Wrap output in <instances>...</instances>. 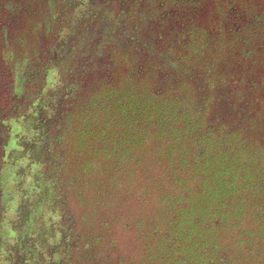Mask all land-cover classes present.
<instances>
[{
	"label": "trees",
	"instance_id": "1",
	"mask_svg": "<svg viewBox=\"0 0 264 264\" xmlns=\"http://www.w3.org/2000/svg\"><path fill=\"white\" fill-rule=\"evenodd\" d=\"M4 1V7L9 6L12 10L14 5H18L17 0ZM52 1L54 0H43L46 6ZM81 1L86 3L83 9L82 5L76 3L78 5L75 4V8L70 7L66 12L63 10L64 13L58 9L55 14L50 15L48 11L45 20L52 18L53 24L45 26L41 20L38 22L39 26H35L38 28L35 33L30 20L21 19V24L20 19H17L15 27V22H12L11 28L15 30L23 25L24 39L28 42L24 41L27 44L20 60L0 49V122L3 119L7 121L3 132L11 135L10 147H16V134L28 131L29 126L27 124L23 129L16 120L25 117L31 110L30 105H36L43 96H47V92L51 91L56 95L54 105L60 106L55 108L65 118L57 125L41 123L45 126H42L40 132L43 133L45 129L47 141L44 150L48 147L49 150H55V156L46 153L42 155L40 174L48 173L52 161H72L73 167L68 170L71 179H76L84 187L88 185L89 189H97V198L90 201L84 198L83 202L90 213L82 219L86 233L83 239L86 243L89 240L86 245L87 263L126 264L130 260L132 264L219 263L224 260L220 253L224 249L222 232L228 230L230 223H233L231 229L241 228L243 219L248 216L253 223L244 228L248 232L247 237H236L240 245L238 248L243 247V240L246 239L251 248L250 260L259 258L258 254H264V203L259 201L264 200V65L253 68L246 65L240 69L239 65L236 66L228 58L229 61L219 70L211 84L217 95L213 100L218 102L217 108H220V113L216 115L211 114V105H195V83L185 82V95L181 97L172 86L166 90H158L154 74L146 78L148 83L146 80L136 83V77L130 73L134 59L142 60L147 68L154 66L155 55L142 46L150 38L158 42L153 49L161 47L169 51L175 40H181L185 36L188 39L193 37L194 29L198 31L203 28L204 31L199 32V35L211 39L213 28L205 27L211 22L219 23L218 35L228 34L226 13L223 9L219 10L224 7L221 3L224 5L225 1L218 3L214 9L209 0H198L200 3L204 1L203 9L200 10L202 4L196 6L194 0H166L167 7H162L155 0H148V14L159 19L162 25L154 31L144 27L135 28L134 14L129 19L126 17L128 23L122 27L124 32L131 35L134 45L128 46L133 56L128 62L125 60V66L118 62L117 54L127 41L117 38L110 47L106 46L105 42H109L107 32L100 27L87 26L91 47L87 53L92 57L90 60L99 63L84 71L80 67L79 72L78 65L82 64L75 63L71 68L73 74L64 81L62 73L66 71L64 65L68 54L66 38L70 32L77 31L74 27L80 20L93 16L92 9L102 0ZM117 3L115 0L104 3L111 11L110 18L106 16L104 27H112ZM130 7L122 10L123 13L127 15ZM5 15L0 8V23L6 21L9 25L11 20L5 19ZM188 27H191L190 35H187ZM2 35L0 32L1 43L4 40ZM110 36L113 38V35ZM140 39L144 42L140 43ZM165 41L172 45L164 47ZM220 44L226 47L222 51H226L227 42L220 41ZM27 45L34 52L36 49L34 66L29 69L25 64L30 57L26 55ZM260 53L264 55V47ZM67 69L70 74L68 66ZM95 69L100 71L96 73ZM238 70L253 74L248 79L255 80V86H262L257 93L253 92L255 90H246L245 83L238 84L240 80L235 76ZM45 71L49 74L46 75ZM10 72L12 76L9 75ZM19 75H23V97L17 96L15 89L13 90L18 88ZM80 77L83 81H80ZM261 79L263 83L259 84L258 80ZM70 84L77 87L76 100L73 102L70 99L72 95L68 94ZM229 86H235V90H231ZM13 96L18 98L12 99ZM44 102L46 101L43 99ZM30 117L31 115L27 119ZM214 118L222 120L217 123ZM231 118H234L233 122L230 121ZM242 134L253 140H242ZM150 157L161 164L163 170L156 176L153 175V183L147 192L149 204L139 218L130 213L133 210H125L126 205L121 207L120 203L107 198L108 186L105 181L111 186L125 182L124 178H120L125 168L128 176L131 175L129 177L132 183L137 176V171L129 168L133 165L132 161L144 164ZM17 160L29 163L26 159ZM13 169L12 165H8V170L2 172L0 190L8 191V199L11 195L15 196L13 204L7 205L17 213L20 202L28 201L29 197V194H23L20 196L23 200H20L17 192H22L31 185L28 182L27 186L20 188L17 181L10 183ZM6 176L9 181L8 189L2 184ZM78 194L82 193L79 191ZM127 216L132 217V222ZM9 229L12 230L11 227ZM10 233L11 231L7 234L0 227L2 244L14 231ZM131 233L133 234L130 236ZM131 240L134 241V246ZM131 246L132 255L129 258L123 255V250ZM101 249H107L109 256L117 253L114 255L116 261H110L109 258L106 260V256L102 261ZM239 253L242 255L244 252L241 249Z\"/></svg>",
	"mask_w": 264,
	"mask_h": 264
},
{
	"label": "rangeland",
	"instance_id": "2",
	"mask_svg": "<svg viewBox=\"0 0 264 264\" xmlns=\"http://www.w3.org/2000/svg\"><path fill=\"white\" fill-rule=\"evenodd\" d=\"M61 1L59 4L58 2ZM107 0H102L100 2H97L95 7L92 9L93 16L92 17H86L85 19H82L78 22V24L74 27L76 32H70L69 36L66 38V43L68 44V51H67V59L66 65L71 70L72 66L75 65V63H81L82 65L77 68L78 72L80 71V67H83L82 71H84L87 67L94 68V65L99 63V61L90 60V55L88 56V51L91 48L90 42H89V32H87L86 27L90 26L93 28L100 27L104 29L107 34L109 35L108 41L105 42L106 46H109L111 44H114L115 39L117 38L121 39L122 41H127L124 46L122 47L117 54L118 62L123 63L122 65H126L128 62L127 60L133 56V53L130 49H128V46L133 47L134 40L131 39V35L124 32L123 30V24L127 25L129 16H133L134 14V24L133 26L136 27H144L149 29L150 31H154V29H158L162 24L159 19L155 18L152 15L148 14L149 4L150 1L148 0H115L117 3V10L115 11V17L114 22L111 23L110 28L104 27V24L106 23V16H109V12L111 11L108 9V7L105 6V2ZM238 1V2H237ZM243 0H234L235 4H240ZM148 2V3H147ZM155 2H159L162 7H167L166 0H155ZM221 2V0H209V4H212V7L215 8L217 4ZM18 5H14V8L12 10L11 7H4L5 1L0 0V8L2 9L3 13H5L7 20H11L9 22V25L5 21H1L0 23V32L3 34L4 40L2 43L0 42V49H4L2 51H6L8 54L14 55L18 60L21 59V55L23 54V48L26 47L25 45L28 42L24 39V30H22V26L20 25L19 28L16 30L14 28H11L12 22H15L14 26H16V23L18 22L17 19H20L21 24L22 20H30L31 25L33 28L38 25L41 20L43 22V25H52V18L46 19L47 12L50 11V15L55 14L58 9L60 12L64 13L66 12L70 7H73L76 3H79L81 6V9L86 7V3L81 0H54L49 5H44L45 3L43 0H17ZM81 3V4H80ZM249 5H252L253 3H248ZM256 11L255 13H258V17H255L254 20L250 21L251 24L244 25V33L240 36H236L231 34H219L220 30L213 31L211 30L212 36L210 38H204L199 35V32L204 31L203 28L198 29L196 31L195 29L192 31L193 37L189 38L184 37L181 40H175L173 42V45L171 43L166 44V41L163 42L164 47H170L169 51H165L161 47L155 48L158 42L150 38L145 45L149 52L155 55V60L153 61V65L149 68L144 66L142 64V60L134 59L133 61V70L130 72L134 77H136L135 81L142 82L145 81L146 78H148L149 75L154 74V80L155 85H157L158 90H166L167 88L171 87L175 89L176 92L181 94V97L185 95L184 91V83L185 82H192L193 84H196V95H195V105H211L209 109H211V114L216 115L217 113H220V108L217 106L219 105L217 101H215L214 98H217L215 87L212 80H215L218 72L220 69L225 66L226 62L229 61L228 55L232 54V58H235L239 55L241 58L245 59L247 56L250 57L249 53H256L259 48L264 47V0H255L254 2ZM78 4H76L77 6ZM112 5V4H111ZM17 6V7H16ZM67 6V9H65ZM132 6V9L131 7ZM16 7V10H15ZM47 7V8H45ZM130 7V10L128 14L123 13L125 10H127ZM75 8V6H74ZM15 10V11H14ZM64 10V12H63ZM124 10V11H122ZM132 10V12H130ZM173 10V9H171ZM137 11V13H136ZM167 11V10H163ZM49 15V18H50ZM128 17V19H126ZM93 18V20H91ZM16 20V21H15ZM200 21V19L198 20ZM203 25V22H202ZM52 28L51 26H49ZM205 27L214 28V23H208V26L205 25ZM38 31V28L35 27L34 33ZM103 31V32H105ZM28 32V31H27ZM191 33V27H188L187 35ZM113 35V38H111ZM228 35V37H227ZM203 36V35H202ZM214 37V38H212ZM35 39V37H34ZM213 39H218V41H215ZM32 41V38H31ZM65 41V40H62ZM220 41H225L228 44V48L226 51H222L226 47L221 46ZM104 42V40H103ZM144 40L140 39V43H143ZM31 50V52H30ZM1 51V52H2ZM26 55L30 56L28 60L25 61V64L27 68H32L34 66V58L36 56V49L35 52L33 48L27 49ZM228 51V54L226 53ZM97 52V50L95 51ZM94 53V52H93ZM215 53V54H214ZM32 54V56H31ZM211 58V60H210ZM92 59V57H91ZM127 62H126V61ZM77 61V62H76ZM125 61V62H124ZM141 61V62H140ZM158 62V63H157ZM160 62V63H159ZM66 67V71H63L62 78L64 81L69 78L73 71L71 70L69 74V70ZM174 67V68H173ZM173 69V70H172ZM99 69H95L94 72H99ZM77 72V73H78ZM93 72V74H94ZM46 75L49 74L48 71H45ZM83 73V72H82ZM129 74V73H128ZM76 75V74H75ZM73 75V77L75 76ZM52 74H50V77ZM150 77V76H149ZM200 77L201 81H199L197 78ZM80 81L82 80V77H80ZM148 83V80H146ZM191 83V84H192ZM82 84V83H81ZM183 84V85H182ZM192 84V85H193ZM76 91L77 87L70 84L68 87V94L72 95L70 99H72V102L76 100ZM51 98H46L44 101L48 102ZM213 100V101H212ZM84 101V100H83ZM212 101V102H210ZM210 102V103H209ZM85 104V102H82ZM194 105V106H195ZM60 105H50V111L49 115L46 116L45 112L42 113L41 120L46 119L45 125H57L61 123V121L65 118H62L61 112L52 107H58ZM218 111V112H217ZM223 111H221L222 114ZM222 119L218 120L214 118V121L219 123ZM213 121V122H214ZM231 122L234 121V118L230 119ZM41 122V121H40ZM39 122V123H40ZM43 123V122H41ZM37 120L36 118L31 119L29 122V126H27L28 131L24 132L25 135V141L31 138L34 134H36V125ZM263 124V122H262ZM27 125V124H26ZM43 124V126H45ZM25 126V125H24ZM21 126V128L25 129V127ZM42 131V127H41ZM242 140L250 141L253 140V138L248 139L246 134L241 135ZM27 139V140H26ZM47 144L46 137H45V129L43 133L40 135L36 134V136L32 139L30 146L28 147V150H26V153L30 155L31 153L35 155H43L46 153V155L55 156V150H44L45 146ZM59 146V145H58ZM151 155V154H150ZM148 155V156H150ZM29 159L30 164L32 165V177L37 178V174L34 171V166L32 164V156H24V159ZM37 158V157H36ZM14 175L15 178H19V173L22 172V168L19 169L18 163L16 164V160L11 157H9V164H14ZM39 164V161L37 159L36 165ZM51 164V163H50ZM57 164V165H56ZM55 165L51 164L49 167V172L45 176V179L51 184L57 183L56 188L60 189L61 192L59 193L57 197H60L56 202L57 204H61V209L59 213L61 214V217L65 218V221L71 222V230L75 232L77 235L85 233L84 230V222L82 219L85 215H88L89 209H86L84 206V198L87 200H94L97 198L98 191L96 188H87V186H82V183L79 181H75L76 179H71L70 174L68 173V170H70L72 166V161L69 162H63L62 160H59L56 162ZM148 164V165H147ZM132 168L134 171L133 167ZM148 168V172H145ZM163 167L161 164H157L156 161L153 160V158H148V161L144 162V164L137 165V172L135 176V179L132 183L133 184L131 189H124V188H116L114 186H111L109 182L105 181V184H107V198H110V200L113 199L115 202H120V199L126 198L127 195L132 196V201L135 199L134 205H133V213H135L139 218L142 216L143 213V207L144 209L146 206L148 207L147 202V194L148 187L151 188V183H153V178L157 173L162 171ZM157 171V172H156ZM152 172V174L150 173ZM134 173V172H133ZM2 174V173H1ZM131 176V175H129ZM126 176V181H130V177ZM39 182H36L40 186L43 184V178L38 175ZM106 177H104V180ZM9 184V181H8ZM104 184V183H103ZM31 186H36L35 183L30 182ZM89 187V186H88ZM52 189V188H50ZM105 189V186H104ZM127 190V191H126ZM50 191V190H49ZM81 192L82 194H78V192ZM84 193V195H83ZM25 194L23 191L20 192V196ZM13 195H11V200H9L8 205L13 204ZM27 197V196H25ZM20 200H23V197L18 198ZM45 204L44 200L41 199V197H35L30 198L28 202L23 205L18 213L17 217H20L23 221L24 217H32L36 214V212H40L43 209V205ZM7 205L6 211L7 213H3L0 216V221L2 224H5L7 222V219L10 218V216L13 215L14 210L12 211V208ZM125 210L130 209V201L126 202ZM59 210V209H58ZM90 214V213H89ZM16 217V218H17ZM83 217V218H82ZM130 217V216H128ZM146 217V216H144ZM131 221V220H130ZM70 224V223H69ZM21 235H24L22 232H25V229H21L20 231ZM133 233L130 234V236ZM133 237V236H132ZM130 237V238H132ZM133 240H131V243L133 244ZM86 241L82 239L79 242L78 249H75L71 254V263L70 264H90L87 263L86 255H88V252H86ZM106 244V243H105ZM104 244V248L106 247ZM131 244V245H132ZM135 244V243H134ZM133 244V246H134ZM107 249L102 250L100 254H102V261L104 260V256H106V260L110 261H116L114 260L113 254L111 257L106 252ZM115 252V251H113ZM111 252V253H113ZM128 252V254H127ZM110 253V254H111ZM107 254V255H105ZM123 255L131 258L132 255V246L129 247L126 250H123ZM58 258V254L54 253L53 260H56ZM94 261H96L94 259ZM95 264H98L97 262ZM126 264H132L131 260L130 262H127Z\"/></svg>",
	"mask_w": 264,
	"mask_h": 264
},
{
	"label": "flooded vegetation",
	"instance_id": "3",
	"mask_svg": "<svg viewBox=\"0 0 264 264\" xmlns=\"http://www.w3.org/2000/svg\"><path fill=\"white\" fill-rule=\"evenodd\" d=\"M222 1L223 2L225 1L226 4L223 5V3H221ZM194 2L196 3V6H198L199 4H202V6H200L201 7L200 10L203 9L204 1L200 3L201 1L194 0ZM221 2L219 3H221V6L222 7L224 6V7L220 8L219 10L223 9L222 11L226 13L225 16L228 19V21L226 22V26H227V29H229L228 34L230 36L231 34H233L238 37L239 31H241L240 35H242L244 33L243 31L244 25L251 24L249 22L254 20V18L258 17L259 15L258 13H255L256 11L255 7L257 6L254 4L255 0H243L240 4H235L234 0H221ZM248 3H253V4L249 5ZM216 18L218 19L217 16ZM218 25L219 23L217 22V24H215V27L213 28V30L215 29L214 31L218 29L219 27ZM234 30L238 31V33L236 34ZM190 34L191 33H189V35ZM261 49H263V47L259 48L258 52L256 53H249L250 57L247 56L245 59L241 58L239 55H236V54L234 55L237 57L232 58L233 56L231 52L228 55V58L232 59V61L234 62L236 66L239 65L240 69H243L246 65H251L252 68L257 67V66L259 67L260 65H264V55L260 53ZM247 69L249 71L250 66ZM9 75L12 76L13 74L10 72ZM235 76H237V78L240 80L238 84L245 83L246 84L245 89L250 92L255 90L253 92L257 93V91L260 90L259 87H262V86H255L256 85L255 80H252L250 78L248 79V77H253L252 73L247 74L245 72H241L240 70H238ZM17 78L19 80V83L17 86L18 88H13V90L15 89L14 91L16 92L17 96L20 95L23 97L24 93L21 92V90H23V88L21 87L23 75H19ZM262 81H263L262 79L261 81L258 80V83L262 84L263 83ZM229 87L231 90H235V86L233 87L229 86ZM17 89L18 91H16ZM263 90H264V87H263ZM17 96H13L12 99L18 98ZM46 98H49V99L51 98V100L43 103V99H46ZM55 98H56V95L52 93L51 91H49L47 92V96H43L38 101V103H36V105H30L31 110L27 112V115L25 117H21V119L16 120L17 122H19L20 127L22 126V124L23 126L26 124H29L31 119L36 118L37 128L35 132H37L36 134L40 135L41 134L40 129L43 126V124L41 125V122H44L45 124L46 119H47L46 117V119L41 120L42 113L45 112L46 116L49 115V112L51 111L48 108H50V105H54ZM1 99L2 98H0V109H2ZM52 108H55V107H52ZM30 115H31L30 119H27L28 116ZM3 120L0 122V125H1L0 180H1V173L8 170V165H12L13 167L15 166V162L14 164H9V157L13 158V160L15 159L16 164L18 163L19 169L22 168L23 171L19 173V178L17 179L15 178L14 170H13V174L10 178V183L17 181L20 188H24L25 186H27L28 182L35 183L36 186L26 187L24 188L23 192L25 194H29V197L27 200H29L30 198H33V196L35 197L37 196V197H41V199L44 200L45 204L43 205V209L40 212L39 211L36 212V214L32 217H27V218L24 217L23 221L20 217H17L18 212L15 213V210L13 212V215L7 219V222L5 223L6 226H4V224H2L0 221V224H1L0 227L4 231H6L7 234L9 233V231H11V233L14 231L11 237L10 236L6 237V240H7L6 242L3 239V242H5L4 244L0 242V264H70L71 254L75 249H78L79 242L83 239V234L77 235L75 232H73L71 230V222L65 221V218L61 217V214L59 212L62 211L61 209L62 206L60 203L57 204L56 202L60 198V197H57L58 199H56V196L59 195L61 190L56 188V185H57L56 182L54 184H51L47 181V179H45V176L47 175V173L43 175L40 174L41 172L40 164H41L42 155H35L33 153L28 155L26 153V150H28V147L30 146L31 141L36 136V134H34L31 138H29L28 136V140L26 139L27 141H25V137L27 136L25 135V133L16 134L17 146L10 147L11 135L3 132L4 126L7 124V121L5 120L3 121ZM60 144L61 143H59V145ZM48 148L46 149L47 151L49 150ZM24 156H28V157L32 156V161H33L32 164L35 167L33 172H36L37 178L32 177L33 173L31 171L33 169L31 167L32 165L30 164V162L23 163L25 162V160H22V163H21V161L17 160V158L24 159ZM37 159L39 161V164L36 165ZM26 160H29V159H26ZM56 162L57 161H52L51 164L55 165ZM132 163L133 165H130L129 167H133L134 171L136 172L137 165H139L140 163H138L137 160H133ZM144 171L148 172L150 170H148L147 168ZM48 172H49V169H48ZM127 173L128 172L126 171V169L123 168L120 174V178H124L125 180ZM38 175L43 178V184L41 186L36 183V182H39ZM3 180L4 182L2 184H4L6 189H8V176L4 177ZM128 183H130V181L127 182L125 180V182L119 183L120 186L119 184L118 185L116 184L113 186L116 188L131 189L133 184L131 185ZM1 186L2 185L0 183V189H1ZM127 186L129 188H126ZM17 193H18L17 194L18 197H20V192H17ZM8 195L9 194L7 190L5 189L0 190V216L3 213H7L6 206L8 204V201L11 200L10 199L11 196L8 199ZM146 200L147 202H149L148 197ZM125 201H130L129 210L132 211L135 199L132 201V196L130 194V195H127L126 198L120 199V202L118 203H120L119 205L123 207V205H126ZM259 201L264 203V200L262 199H260ZM26 202L28 201L20 202V208L23 205H25ZM146 209H147V206L145 209L143 207V210H146ZM133 212H130V213L136 215ZM131 218H132L131 216L130 217L127 216V219L129 221L131 220ZM252 223H253L252 218L249 216L243 219L241 223V228L233 227V229H231V227L233 226V223H230L228 230H226L225 232H222V236H221L224 242L223 243L224 249H222L220 253H222V257L224 258V260L219 263L211 262L209 264H264V254H258L259 258H257L256 260H250L251 258H250L249 253H250L251 248L247 245L248 241L246 239L243 240L244 242L243 247L238 248V246L240 245L236 237L240 235L245 237L246 234H248V232H246L244 228L245 226H249ZM10 227L13 231L9 229ZM21 229H25V232H22L24 235L20 234ZM85 234L86 233H84V235ZM87 243H85V245H87ZM241 249L244 253L242 255H239L240 254L239 252L241 251ZM54 253L58 254V258L56 260H53Z\"/></svg>",
	"mask_w": 264,
	"mask_h": 264
}]
</instances>
